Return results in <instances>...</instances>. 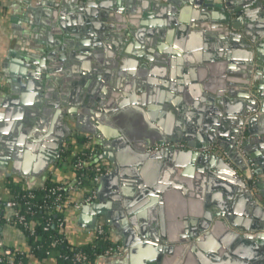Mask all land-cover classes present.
Instances as JSON below:
<instances>
[{
  "label": "water",
  "instance_id": "95a60500",
  "mask_svg": "<svg viewBox=\"0 0 264 264\" xmlns=\"http://www.w3.org/2000/svg\"><path fill=\"white\" fill-rule=\"evenodd\" d=\"M20 1L14 0V7H19ZM25 1L29 3V9L27 15L20 19L26 30L29 28L33 31L31 26L41 25L39 19L46 16L42 25L52 27L49 34L58 33L59 38H64L58 51L45 53L42 61L36 63L37 67L26 65L23 57H12L7 52L9 57L6 62L11 72L14 75L19 72L21 76L29 78L38 91V100L19 116L24 123L18 124L19 128L32 126L33 122L40 127L44 115L54 110L57 119L63 121L69 117L75 123L68 124L66 141L63 138L53 141L48 150L53 161L59 162L64 143L70 140V132L77 129L85 136H97L105 152L102 159L112 163L110 173L97 183V202L82 208L79 224L84 223L90 214L93 217L90 223L92 228L96 227L100 219L116 228L117 224L111 221L112 210L116 205L112 206L109 202L115 204L122 201L127 210L130 208L126 192L130 190V185L124 183L125 177L119 182L121 173L113 155L109 153L111 148L126 150L125 162L132 165L137 175L140 174L139 168L149 160L147 175L150 186L158 180L159 171L156 168L160 162L157 159L167 160L166 165L174 172L186 170L184 175L180 173L173 181L174 189L155 184L152 191L148 192L151 200L152 196L158 197L160 211L165 210L160 221L154 220V224L160 222V234L139 236L135 246L123 241V253L104 258L102 264H181L191 259L200 264L206 260L210 264H264V194L262 197L255 194L251 185L242 178L240 172L246 167L236 152L241 128L246 127L249 138L242 147L250 162L254 163L257 176V167L262 165V161L252 154L251 146L260 143L264 152V0H129L134 6H127V11L118 2L122 0L83 2L77 9L71 10L67 9L65 0L61 5L44 0L39 9H33L32 3ZM253 4L255 8L250 9L249 5ZM149 7L154 9L148 11ZM217 21L224 24L202 25L204 22ZM36 32L39 30L36 29ZM203 35L211 43L218 41L219 50L215 48L211 54L226 50L241 60L239 65L234 66L232 55H228L229 63L225 64L228 77H223L228 80L218 81L215 85L216 79L213 78L212 85L207 87L209 94L196 87L190 95H182L185 105L178 101L174 109L180 115L176 132L173 126L165 123L160 126L165 132L159 130L155 107H147L143 113L145 99H140L139 94L143 92L141 85L145 82L141 80L140 72L120 74L126 76L127 80L118 84L109 81L108 77L105 78L106 84H95L94 76L90 73L86 75L89 82L84 80L80 87L70 76L67 77L68 81L60 71L62 66L59 63L64 62L62 60L66 59L68 52L73 53V47L78 52H96L88 49L86 38L93 39L96 48L98 43H105L112 36L126 39L127 54L132 52L131 55L139 59L144 57L139 54V49L140 44L145 43V38L152 40L150 46L156 48L157 42L160 44L166 36L168 44L172 43L175 36L189 37L194 39L188 45L190 50H196L200 47L198 38ZM221 41L225 44L222 45ZM146 45L149 46V43ZM48 46L52 47L50 44ZM168 49L170 52L171 49ZM204 51H208L207 48ZM150 54H154V50ZM144 58L149 63L154 61L151 57ZM48 62L51 63L49 67ZM34 78L40 81L36 82ZM199 81L202 82L201 79ZM103 86L106 89H102ZM252 86H255L254 90H251ZM252 94L257 97H252ZM219 98H223L226 104L221 105ZM13 102L14 98L9 105H14ZM75 107L83 109L85 120L89 116L97 118L96 126L80 119ZM11 113L12 110L6 112L7 119ZM186 116L189 118L188 123L184 119ZM103 131L109 134L111 140L109 136L105 137L107 133L102 135ZM13 133L11 126L7 135L11 137ZM23 133L29 134V130ZM34 133L35 137L39 136L37 130ZM30 139L33 140V137L30 136ZM212 145L223 148L228 160L241 171L237 172L227 160L219 156L206 154L205 149ZM5 148L8 151L12 149ZM191 164L197 167L191 168ZM191 171L194 176L196 174L193 186L183 179L188 178ZM167 172L164 169L163 175ZM109 184L116 190L110 194L111 198L107 202L103 187ZM117 184L123 193L117 190ZM161 199L168 207L163 208ZM188 199L192 202L190 214L184 205ZM171 202H174L173 207L169 204ZM175 205L178 213H175ZM148 212H151V208ZM139 246L142 247L139 249Z\"/></svg>",
  "mask_w": 264,
  "mask_h": 264
},
{
  "label": "crops",
  "instance_id": "0c3cea01",
  "mask_svg": "<svg viewBox=\"0 0 264 264\" xmlns=\"http://www.w3.org/2000/svg\"><path fill=\"white\" fill-rule=\"evenodd\" d=\"M29 1L32 3L33 9H39L44 0ZM47 1H53L55 5H61L64 0ZM65 1L67 2V9L71 10L72 8L77 9L80 3L83 2H107L110 0ZM118 2L124 11H127V6H134V3L129 2V0ZM14 3V0H0V204L4 205L13 200L14 197L8 188L9 183L16 184L23 190H37L42 188L48 181L63 183L72 178V175L61 170L58 163L51 159V152L48 150L51 148L53 141H57L60 138L67 140L68 124L72 122L75 123V120L69 117L63 119V121L57 119V112L52 110L51 113L44 115L43 123H39L42 124L40 127L33 122L32 126L25 125L19 128L20 126H18V124H24L22 120L19 119V116L23 114L22 111L27 107H32L33 102L38 100V91L36 90L37 88H34L31 84L29 78L21 76L19 72H15V75L11 72L9 63L6 62V59L9 57L7 52L9 51L12 57L18 54L23 55L26 65L37 67L36 63L40 60L42 61L45 53L48 54L58 51L61 40L64 37L59 38V36H57L59 35L58 33H52L53 35L49 34V30L52 27L49 28L48 25H42V23L45 22L44 19H46V16H41V19L43 18L42 20L39 19L41 25L31 26V28L33 27L34 29L33 31H30L29 28L26 30L24 27L25 24L23 25L20 19L24 18L26 13L20 9V6L14 7ZM255 6L254 4L249 5V8L254 9ZM152 9L154 8L149 7L148 11ZM213 24L221 26L224 23L220 21L202 23L203 27ZM36 29L39 30V32H36ZM218 33L220 32L218 31ZM86 39L85 41H87L89 45L88 49L95 50L96 52H78V50L73 47V53L68 52L67 56L65 55L66 59L62 60L64 64L61 62L59 63L62 66L60 67L62 74L66 76V78L70 76L73 78L72 81H75L79 84L78 86H80V83L84 82V80L89 82L86 75L89 76L90 73L94 76L93 83L95 84H106V77L114 84H118L127 80L126 76H120V74L127 75V73L140 72L142 74L141 80L145 82V84L141 85L143 92L141 91L142 93L139 94L140 99H145L144 106L142 107L143 113L147 111V107H155L157 109L156 124L158 128L164 123L170 124L173 126V129H175V132L180 122V115H177L174 109L177 108L178 101H181L185 105L182 95L186 93L190 95L194 92L196 87H198L201 92L209 94L207 87L212 85L211 80L213 78L216 79V82H214L215 85L218 81L227 82L228 80V78H223L225 75L228 77V69L225 67V64L229 63L228 55H232V65L234 66L239 65L241 60L236 54L226 50L220 51L221 53L219 54H211L213 49L216 48V50H219L218 41L211 43L206 40V35L198 38L200 47L196 50H190L188 45L193 43L194 39L189 37L175 36L171 44H168L167 36L160 41V44H158L159 41L156 39L158 41L157 45H155L156 48L150 46L152 40L145 38V43L140 44L139 54L144 57L153 58L154 61L152 63L146 61L144 57L136 59L131 55L132 52L127 54L128 45L126 39L112 36L107 39L108 41H105V43H98L97 48L93 46L96 44L93 39ZM100 40L103 42L102 39ZM40 42H43V44L41 45ZM47 43L52 47H49ZM146 43H149V46H147ZM220 43L222 45L225 44L224 41ZM106 48H110L113 51ZM168 48L171 49L170 52ZM205 48H207L208 51L205 52ZM153 50L154 54H150ZM155 54L156 56H154ZM218 56L219 58H217ZM90 59H92V61H90ZM213 64H215L214 66L216 67H213ZM50 65L51 63L48 62L47 67ZM199 79H201L202 82L199 81ZM34 80L36 82L40 81L35 78ZM147 82H152L155 85L150 86ZM12 86H14L13 90L11 89ZM103 88L106 89V86H103L102 89ZM100 95H102V92ZM12 98L15 100V102H13L14 105H9ZM219 101L221 105L222 103L226 104L223 98H219ZM75 109L80 119H83V121L94 127L96 126L97 118L89 116V119L85 120L83 117L84 113L82 112L83 109L79 107H75ZM8 110H12L11 116L8 117L9 119H7L6 115ZM38 119L41 118L38 117ZM184 119H186L187 122L189 118L186 116ZM77 122L80 123L79 121ZM11 126L13 127L14 133L9 137L7 133ZM28 130L29 134L23 133ZM34 130H37L39 134L38 137H35ZM159 130L163 133L165 132L161 127ZM17 131L20 132V134ZM70 133V138L77 133L81 137L85 136V134L79 133L77 129L72 130ZM30 136L33 137V140L30 139ZM85 138H88V136H85ZM109 138V140H111L110 136ZM5 147L12 148L13 150L10 149V151H8ZM251 147L252 154L256 155V157L262 161V165L259 164L257 167L258 175L256 176L257 182L254 188L256 191L254 193L262 197V194H264V152L260 148L262 147L260 143L254 144ZM15 148H17V150H15ZM109 153L113 155L114 161L118 164L119 172L121 173L119 182L122 180V177H125L124 183H129L130 185V190L126 191L127 202L130 204V208L127 210V208L122 205V201L115 204L109 202V198H111L110 194L116 189L110 186V184L104 186L103 190L105 192H103L105 193L106 199H108L107 202L112 206L116 205L114 206L115 209L112 210L111 221L113 224H117V227L113 228L109 224H104L107 226L116 244L122 247L123 241H127L131 243V246H135V244L139 242L137 241L139 236L142 237L143 235L146 236L155 233L160 234L161 232L160 222H158L159 224H154V220L155 222L160 221L159 219L165 213V210L162 212L160 211V207L157 204L159 201L157 199L158 197L152 196L151 200L148 192L152 191L151 188H153L155 184L173 188V181L181 175L180 173L184 175L186 170L182 169L179 172H174L166 165L167 160L157 159V162H160L156 168V170L159 171L158 180L157 183L150 186L147 175L148 169H150L148 164L149 160H147L143 167L139 168L140 174L137 175L134 173L136 171H133L132 165L130 163L126 164L125 162L124 153H126V150L119 151L115 148H111ZM103 162L110 164L112 169V163L110 161L104 160ZM255 163L256 165L258 164L257 161H255ZM196 167L197 165L194 166L191 164V168ZM164 169L169 172L163 175ZM195 176L193 171H191V174H188V178L184 177L183 179L193 186L192 181L195 179ZM188 187H190V185ZM116 188H118L117 190L120 189L119 184H117ZM119 191L123 193L121 190ZM115 195L125 199L122 195ZM82 197L83 196L77 192L72 194L74 201H80ZM239 198L240 195H238V199ZM161 201L163 208L168 207L162 199ZM118 204L121 205L120 207L122 208L118 207ZM169 204L171 207L174 206V202ZM184 205L187 209V213H189V211L192 210V202L188 199L187 203L185 202ZM149 208H151V212H148ZM67 212V222L63 229L66 240L74 248L89 245L95 231V228H92L90 225L93 219L92 215L89 214L84 223L80 225L79 215L81 211L77 215H73L71 210ZM145 212H147L146 215ZM175 213H178L176 205ZM11 214L10 210L5 209L1 217L4 222L0 224V240L3 242L4 247L26 254L25 264H57L54 256L46 259H38L32 254L24 230L18 225L6 222V217ZM101 221L103 222V219H101ZM140 247L142 246L138 248L140 249ZM221 250L224 251L223 248ZM104 260V258H99L93 264H102ZM0 261H3L1 248ZM181 264L200 263L191 259ZM204 264L210 263L206 260Z\"/></svg>",
  "mask_w": 264,
  "mask_h": 264
},
{
  "label": "built area",
  "instance_id": "2783aa9c",
  "mask_svg": "<svg viewBox=\"0 0 264 264\" xmlns=\"http://www.w3.org/2000/svg\"><path fill=\"white\" fill-rule=\"evenodd\" d=\"M255 86L251 87V90H254ZM252 97L256 98V95L252 94ZM247 129L246 127L241 128V137L237 142L236 146V152L240 157L243 159L245 163L246 169L243 171L239 170L237 167H235L230 160H228V156L225 152V150L217 145H212L205 149V153L209 155H216L224 160H227L230 166H233V168L241 173L242 178L251 185V190L255 191V186L257 182V177L255 175V169L252 162H250L249 158L245 154V151L243 150V143L245 141V138L247 136L246 133ZM65 147V145H64ZM79 149V148H78ZM74 153L72 154V157H75L82 154L83 157L73 160L70 156H65V154L69 153L71 151V146L69 144H66V147L62 150L58 166L61 170H64L67 174L72 175V178L70 181H66L63 183L58 184V187L53 191L52 194V211H62L63 209L71 210L73 212V215H77L84 206L86 205H93L97 202V183L101 177L104 175H108L110 173L109 167H100L95 162L97 157V150L91 149L89 146V143L87 142V146L83 149H79L80 152L75 151L77 149H73ZM88 169L92 172V175H89V173L86 172V174H81L80 177L76 176V171H80L83 169ZM90 178L91 181V189H85L83 186L84 181H88ZM89 180V181H90ZM80 193L83 197L80 201H74L72 199L73 193ZM71 197H69V196ZM34 198L33 195L29 194L28 196L25 195L23 197V205L27 209V213L32 215V199ZM21 206L20 202L15 198L13 200L7 202L5 204V208L11 211V215L6 217V222L9 224H15L22 228H29L30 227V220L27 219L26 215L22 214L20 212L19 207ZM3 206L0 204V218L2 217ZM67 222V216L64 218L63 223L59 224V228L61 230L62 238L64 236L63 229L65 227V224ZM45 230H48V227L45 228ZM34 234V231H32ZM66 239V238H65ZM91 244L96 247L99 245L105 244V248L103 250V253L100 255V258H106V257H112V256H118L123 253V248L116 244L113 240V237L111 234H109L106 229L104 223H100L96 225L95 231L92 236ZM0 248L2 249L3 259L5 261L4 264H22V263H16L15 260V254L12 253L10 249H7L4 247L3 242L0 240ZM88 259L87 255L85 253H76L73 255V260L75 263H83L86 262Z\"/></svg>",
  "mask_w": 264,
  "mask_h": 264
},
{
  "label": "trees",
  "instance_id": "16d2710c",
  "mask_svg": "<svg viewBox=\"0 0 264 264\" xmlns=\"http://www.w3.org/2000/svg\"><path fill=\"white\" fill-rule=\"evenodd\" d=\"M71 151L65 154V156L72 157L74 153L72 147L74 145H78L79 149H84L87 146L86 138L77 139V143L71 144ZM76 149V148H75ZM75 150L80 152V150ZM83 157L80 153L79 155L72 157L73 160H77ZM89 173L92 175V172L88 169H83L80 171H76L75 175L80 177L81 174ZM90 178L88 181L83 182V186L85 189H91V181ZM66 181H70L66 180ZM65 181V182H66ZM58 184L53 181H48L42 188L37 190H23L16 184L9 183L8 188L11 191L13 198L17 199L21 206L19 207L20 212L26 215L27 219L30 220V227L27 229L22 228L26 237L28 239V245L32 254L38 259H46L54 256L57 264H93L97 259L100 258V255L103 253L105 244L94 247L91 243L84 247L74 248L72 247L68 241L61 234V230L59 228V224L63 223L64 218L67 215V209H63L62 211L53 210L52 211V194L53 191L58 187ZM33 195L32 199V215L27 213V209L23 205V197L25 195ZM69 196V195H68ZM71 197V196H69ZM73 199V198H72ZM3 211L6 209L4 204ZM4 222L0 218V224ZM105 225V224H104ZM20 227V226H19ZM48 227V230L45 228ZM106 231L110 234L107 226H105ZM34 231V234L32 233ZM13 254H15L16 263L25 264L26 262V254H22L16 251L11 250ZM85 253L88 257L86 262L83 263H75L73 260V255L76 253ZM5 261H0V264H4Z\"/></svg>",
  "mask_w": 264,
  "mask_h": 264
},
{
  "label": "flooded vegetation",
  "instance_id": "af4514ba",
  "mask_svg": "<svg viewBox=\"0 0 264 264\" xmlns=\"http://www.w3.org/2000/svg\"><path fill=\"white\" fill-rule=\"evenodd\" d=\"M19 5H20V9H22L26 13V15H27V11L29 9V3H27L25 0H21L19 2ZM18 56L23 57V55H20V54H18ZM23 60H24V57H23ZM261 70H262V68H261ZM105 133H107V132L103 131L102 132V135H104ZM98 134L101 135V132H98ZM107 136H109L108 133L105 135V137H107ZM81 138H85V136L81 137L77 133L72 138H70V140L68 142H65L64 145H65V147H66V144H69L70 146H72L71 145L72 143H77V139H81ZM248 138L249 137L247 135L246 138H245V140H247ZM86 142L89 143V146H90L91 149H96L97 150V157H96L95 162L98 164V166H100V167H102V166L103 167H109L111 169V165L110 164L103 162L104 159H102V157L105 154V152L103 151V147L101 146L100 142L98 141L97 136H93V137L86 138ZM64 145H63L62 150L65 148ZM78 147H79L78 145H74L72 147V149H75V148L78 149ZM253 165H254V163H253ZM100 223H102L101 219H100V222L97 223V225L100 224Z\"/></svg>",
  "mask_w": 264,
  "mask_h": 264
},
{
  "label": "rangeland",
  "instance_id": "374dc122",
  "mask_svg": "<svg viewBox=\"0 0 264 264\" xmlns=\"http://www.w3.org/2000/svg\"><path fill=\"white\" fill-rule=\"evenodd\" d=\"M73 144V143H72ZM78 150V149H77Z\"/></svg>",
  "mask_w": 264,
  "mask_h": 264
}]
</instances>
